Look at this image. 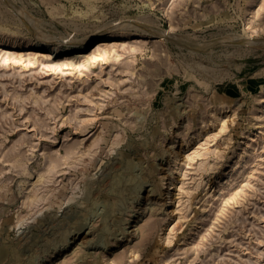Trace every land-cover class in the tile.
<instances>
[{
	"label": "rangeland",
	"instance_id": "rangeland-1",
	"mask_svg": "<svg viewBox=\"0 0 264 264\" xmlns=\"http://www.w3.org/2000/svg\"><path fill=\"white\" fill-rule=\"evenodd\" d=\"M0 35V264H264V0H0Z\"/></svg>",
	"mask_w": 264,
	"mask_h": 264
},
{
	"label": "bare ground",
	"instance_id": "bare-ground-1",
	"mask_svg": "<svg viewBox=\"0 0 264 264\" xmlns=\"http://www.w3.org/2000/svg\"><path fill=\"white\" fill-rule=\"evenodd\" d=\"M150 30V29H149ZM110 31H102V32H98V33H95V34H92L91 36L85 38L82 42H78V44H81L80 46H77L78 47H75L73 45H70L71 43H65V47L63 48H57V47H54L52 46L53 45V42L49 41V40H45L43 37L41 36H37L36 39H35V42L33 43H30L28 41L24 42V46L25 47H28L29 50H39L41 51V53L45 54V53H49L50 55H43V56H51L54 54V56H58V57H63L65 56L66 57H70V56H73V55H79L81 54L82 52H84L85 50H88L90 48H92L93 50H98L100 47L104 46L107 42V40H109L108 38L111 37V35H108L107 33H109ZM152 32V31H150ZM156 32V31H155ZM162 32V31H161ZM153 33V32H152ZM150 33V34H152ZM160 33V32H159ZM158 33V34H159ZM161 34V33H160ZM155 35V33H154ZM162 35V34H161ZM159 35V36H161ZM164 35V34H163ZM52 36V35H51ZM165 36V35H164ZM53 37V36H52ZM122 39H124L123 37H121ZM179 38V37H178ZM241 39V38H240ZM141 40V39H140ZM140 40H137V43L138 41ZM143 40V39H142ZM224 40V39H223ZM222 40V41H223ZM242 40V39H241ZM240 40V42H241ZM260 40V39H259ZM66 41V40H65ZM74 41V40H73ZM72 41V42H73ZM135 41V43H136ZM144 41V40H143ZM221 41V42H222ZM229 41V40H228ZM233 42V40H231ZM244 41V40H243ZM11 45L12 44H16V42H13V41H10ZM68 42V41H67ZM71 42V41H70ZM142 42V41H141ZM174 42H177V41H174ZM235 42V41H234ZM237 42V41H236ZM245 42V41H244ZM252 42V41H251ZM254 42V41H253ZM7 43V41L2 37V35H0V46L2 45H5ZM218 43V42H217ZM228 43V42H227ZM247 43V42H246ZM256 43V42H255ZM254 43V44H255ZM60 44V43H58ZM57 44V45H58ZM74 44V43H73ZM112 44V43H111ZM180 44V43H178ZM222 44V43H221ZM225 44V43H224ZM253 44V43H252ZM251 44V45H252ZM253 44V45H254ZM258 45H261L262 44H259L257 43ZM114 45V44H112ZM205 45V44H203ZM247 45V44H246ZM206 46V45H205ZM209 46V45H208ZM255 46V45H254ZM253 46V47H254ZM207 47V46H206ZM264 48V47H263ZM137 217V216H136ZM132 227V226H131ZM134 228V227H133ZM136 230V229H135ZM131 232V231H130ZM80 237V236H79Z\"/></svg>",
	"mask_w": 264,
	"mask_h": 264
},
{
	"label": "water",
	"instance_id": "water-1",
	"mask_svg": "<svg viewBox=\"0 0 264 264\" xmlns=\"http://www.w3.org/2000/svg\"><path fill=\"white\" fill-rule=\"evenodd\" d=\"M185 46V45H184ZM185 47H187V46H185Z\"/></svg>",
	"mask_w": 264,
	"mask_h": 264
}]
</instances>
